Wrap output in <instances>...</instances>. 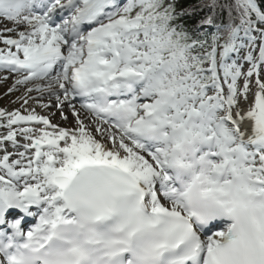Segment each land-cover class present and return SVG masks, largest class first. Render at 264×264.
I'll return each mask as SVG.
<instances>
[{
    "label": "snow or ice",
    "instance_id": "obj_1",
    "mask_svg": "<svg viewBox=\"0 0 264 264\" xmlns=\"http://www.w3.org/2000/svg\"><path fill=\"white\" fill-rule=\"evenodd\" d=\"M181 5L0 0V80L75 121L0 109V264H264V0Z\"/></svg>",
    "mask_w": 264,
    "mask_h": 264
},
{
    "label": "trees",
    "instance_id": "obj_2",
    "mask_svg": "<svg viewBox=\"0 0 264 264\" xmlns=\"http://www.w3.org/2000/svg\"><path fill=\"white\" fill-rule=\"evenodd\" d=\"M226 3V0H217V4ZM211 0H182V7L189 9L191 12L190 16L182 18V22L186 24L190 29H196L200 26V22L207 17H212L214 20L213 25H205L200 28L201 32L212 33L216 30L215 25L221 24V22H227L226 11L221 12V9L217 7L212 9L209 7Z\"/></svg>",
    "mask_w": 264,
    "mask_h": 264
},
{
    "label": "rangeland",
    "instance_id": "obj_3",
    "mask_svg": "<svg viewBox=\"0 0 264 264\" xmlns=\"http://www.w3.org/2000/svg\"><path fill=\"white\" fill-rule=\"evenodd\" d=\"M5 75L7 74L4 72H0V77H3ZM262 78H264V76H262ZM14 83V76H9L7 80H0V109H3L8 112L18 110L22 114H27V111L35 109L38 114L46 115V110L44 107H42V104H38L32 99L33 97H29L27 93L19 90L22 85H16L15 90L9 93L8 89L12 88ZM31 86L34 87L32 83ZM18 97H23V99H27L28 103L25 105L23 103V99H18ZM0 131L2 130L0 129Z\"/></svg>",
    "mask_w": 264,
    "mask_h": 264
},
{
    "label": "bare ground",
    "instance_id": "obj_4",
    "mask_svg": "<svg viewBox=\"0 0 264 264\" xmlns=\"http://www.w3.org/2000/svg\"><path fill=\"white\" fill-rule=\"evenodd\" d=\"M61 100L63 101V97H61ZM43 104H48L50 107L47 108L48 112L50 113V120L52 122H58L61 127L67 128L68 125L74 126V118L72 116L71 110L66 106L67 101H64V115L68 117L67 120L62 119L61 114L59 109L55 106L57 101L55 96H50L45 94L42 97ZM76 106V105H75ZM77 109V106H76ZM78 110V109H77ZM14 152L21 151V148H13L12 149ZM9 152L11 151L10 149L8 150Z\"/></svg>",
    "mask_w": 264,
    "mask_h": 264
}]
</instances>
